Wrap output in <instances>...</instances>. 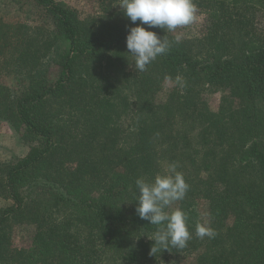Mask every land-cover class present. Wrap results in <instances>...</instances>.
Returning <instances> with one entry per match:
<instances>
[{"label": "trees", "instance_id": "16d2710c", "mask_svg": "<svg viewBox=\"0 0 264 264\" xmlns=\"http://www.w3.org/2000/svg\"><path fill=\"white\" fill-rule=\"evenodd\" d=\"M194 2L199 33L148 29L171 46L138 71L120 0H0V121L27 146L0 160V264H264V0ZM173 163L192 238L150 255L136 180Z\"/></svg>", "mask_w": 264, "mask_h": 264}, {"label": "clouds", "instance_id": "9594fccd", "mask_svg": "<svg viewBox=\"0 0 264 264\" xmlns=\"http://www.w3.org/2000/svg\"><path fill=\"white\" fill-rule=\"evenodd\" d=\"M119 7L131 23L137 25L129 28L126 46L138 71H144L171 46L166 36L161 38L156 32L148 29L159 27L167 29L168 32H175L196 23L200 18L194 0H120ZM144 25L148 27L145 28ZM165 82H172V78L165 77ZM174 83L184 86L179 75ZM177 167L175 163L168 165L163 173L156 174L152 181L145 178L136 180L139 190L136 213L140 219L157 226L154 233L147 235V238L154 242L150 255H155L161 249L168 251L170 247L182 249L192 238L187 213L179 207L171 212L165 210L183 200L189 189L183 173L177 171ZM195 235L201 239L214 238L216 233L207 223H197Z\"/></svg>", "mask_w": 264, "mask_h": 264}, {"label": "rangeland", "instance_id": "374dc122", "mask_svg": "<svg viewBox=\"0 0 264 264\" xmlns=\"http://www.w3.org/2000/svg\"><path fill=\"white\" fill-rule=\"evenodd\" d=\"M66 1L72 6L78 8L79 11L86 16L88 14H93L98 10L101 0H66ZM7 12H9V10H7ZM10 12H11L10 15L14 17V13L12 11ZM198 15L200 18L196 23L177 29L175 31L176 35L178 37H186V36L193 37L197 35L199 33L201 24L203 22L201 15L199 13ZM56 75H57L56 72H54L52 74V77H54L55 79ZM165 93L166 91L162 92L158 100L160 101L164 100L166 97ZM220 98H221V93H215L207 96V101L210 107L212 108V110H216ZM26 152H27V146L20 140L19 136L16 135V133H14V131L11 129V127L8 124L0 121V160L1 161L15 160L19 157L24 156ZM3 201H0V206L2 203H4ZM7 203L8 202H6V204ZM199 213L203 223H208L206 217V209L204 205H201L199 207ZM18 232L19 230H17L16 241L20 243L21 237L18 236Z\"/></svg>", "mask_w": 264, "mask_h": 264}, {"label": "crops", "instance_id": "0c3cea01", "mask_svg": "<svg viewBox=\"0 0 264 264\" xmlns=\"http://www.w3.org/2000/svg\"><path fill=\"white\" fill-rule=\"evenodd\" d=\"M3 200H4V199L0 198V201H3ZM3 202H4V203H2L1 206H0L1 208H3V207L6 205V201L4 200ZM1 208H0V209H1Z\"/></svg>", "mask_w": 264, "mask_h": 264}]
</instances>
